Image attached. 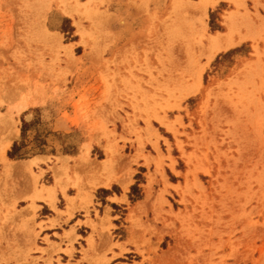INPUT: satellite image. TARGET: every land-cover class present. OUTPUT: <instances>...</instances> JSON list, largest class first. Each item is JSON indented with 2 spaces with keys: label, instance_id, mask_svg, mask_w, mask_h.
Returning <instances> with one entry per match:
<instances>
[{
  "label": "rangeland",
  "instance_id": "374dc122",
  "mask_svg": "<svg viewBox=\"0 0 264 264\" xmlns=\"http://www.w3.org/2000/svg\"><path fill=\"white\" fill-rule=\"evenodd\" d=\"M116 1L0 0V264H34L30 232L14 230L28 205L69 219L83 183L133 178L129 202L112 207L118 227L102 194L81 208L93 233L79 231L77 260L90 250L126 253L117 264H264V0H207L205 11L143 0L146 20L132 23L115 19ZM217 34L226 40L210 45ZM44 188L53 203L37 200Z\"/></svg>",
  "mask_w": 264,
  "mask_h": 264
},
{
  "label": "crops",
  "instance_id": "0c3cea01",
  "mask_svg": "<svg viewBox=\"0 0 264 264\" xmlns=\"http://www.w3.org/2000/svg\"><path fill=\"white\" fill-rule=\"evenodd\" d=\"M119 2L125 5V12L123 15L119 14L117 11L116 13H112L115 15V19L117 21H129L130 23L134 21H142L146 20L144 16H147L148 14V4L146 1L140 0L136 3H130L129 0L124 1H116L117 7H119ZM128 15L129 17H126ZM132 25V24H130ZM124 35V34H123ZM1 113V112H0ZM16 138L14 139L12 145L7 149L5 153V159L8 160V152L12 151V146L16 141H19L21 139L20 133H16ZM35 160H46V158H34L33 160L27 161V162H15L19 166L20 169H22L25 173V167L28 166L29 163L35 161ZM42 162V161H41ZM70 164V163H69ZM138 174V170H134V175ZM16 175V176H15ZM13 177H20L21 174H15ZM103 183V185H100V187L96 188L92 194L90 193L92 190V185H95L96 183ZM134 183V178L132 179L131 183L129 182L127 188H123L120 184L118 187H116V184H106V181L104 180H98V181H90L83 183L80 188V194L77 190H75V194L73 196H69V198H75L76 201H74V205H72V212L74 213L73 216L69 219L66 217L59 218L57 216V213L52 210L49 205L44 202H38L36 203V209L30 207L29 205L26 207L25 213L21 215L19 218L21 221L19 223L15 224L18 227H15V233L16 236H18L20 239L28 236V231L30 232L31 237V245L30 248L27 250L24 248V252L31 253L30 259L34 261V264H117V261L120 259H127L126 253H123L118 258L110 259L111 255L107 254L106 257H104L103 253H97L94 251H90L85 259V261H82L84 259V256L80 257V260H77L76 252L77 244L79 243L78 238H82L85 241V245H83V248L86 249L88 247L87 238L88 237H82L79 234L80 230H83L88 236L93 233V228L89 225H86L87 219L85 209H81L82 207H86L88 203L89 197L92 195L95 200L98 199V195L102 194L103 202L100 204L101 208L103 209H109V217L112 220L111 224L114 227H118L115 225L116 218L113 217L114 210L112 207L119 206L122 207V204H126V202H129V196L130 193V187ZM117 191H116V190ZM70 191V190H68ZM59 193V191H58ZM68 195V192H67ZM62 196L61 193L58 194V201L61 202ZM93 204H95V201L93 200ZM19 205V204H18ZM74 207V208H73ZM59 212L60 209L57 206L56 207ZM124 209V208H123ZM89 211L92 213V207H89ZM100 211V210H99ZM78 215H82L83 219H77ZM105 215V210L100 211V218ZM91 219L94 223H97L100 225V222L96 220V215L91 214ZM56 221L55 224L58 223V225H53L52 222ZM78 221V223L76 222ZM70 226L71 230L68 232H72L73 237H71V241L65 240L63 232H65L64 227ZM60 230H63V232H60ZM74 230V232L72 231ZM95 241L97 242V239L95 238ZM72 243V244H71ZM71 245L73 246V249L75 252L72 254V257L70 258L65 251L67 249H70ZM16 247V246H15ZM120 252L119 249H114V253L118 254ZM108 259V260H106ZM60 261V262H59ZM119 264H138L136 261H130L129 263H119Z\"/></svg>",
  "mask_w": 264,
  "mask_h": 264
},
{
  "label": "bare ground",
  "instance_id": "6f19581e",
  "mask_svg": "<svg viewBox=\"0 0 264 264\" xmlns=\"http://www.w3.org/2000/svg\"><path fill=\"white\" fill-rule=\"evenodd\" d=\"M208 5H209V3L207 2V0H200V2H199V6L201 8H203L204 11L207 9ZM90 8H91L90 7V4H87L84 7V9H83V14L88 13L89 10H90ZM232 19L233 18H231V20ZM232 27H234V30L235 31L238 30V25L236 23V18H234L233 21H232ZM224 40H226V39L223 36H221L220 34H217V35L209 36L208 37V41H209L210 45L212 43L214 44L215 42L222 43ZM219 51H220V49H217L215 53H217ZM254 68H255V70L257 72H263V70L261 68H259V67H254ZM29 119L30 118H28V120ZM7 122H8L7 119L6 118H3L2 115L0 114V132L3 131L7 127ZM11 142L12 141H9V142H7L5 144V148H6L5 150H7V148H9L11 146V144H12ZM114 160H115V158L113 157V155L112 154H108V158L105 161L102 162L103 164H101L102 165V169L101 170H103L104 173L108 172L110 170V168H112V165L115 162ZM34 162H37V161H33V163ZM5 174H7V175H9V174H11V175H15V174L25 175L26 173L22 169H20L19 166L13 165V166H10V167L7 168V171L5 172ZM124 188H126V187H124ZM53 191H54V188H44L43 191H40V192H37L36 193L37 194L36 195L37 200L38 201L39 200L42 201V200H45L46 199L45 197H47L49 195H52L50 201H52V203H53L54 202Z\"/></svg>",
  "mask_w": 264,
  "mask_h": 264
}]
</instances>
